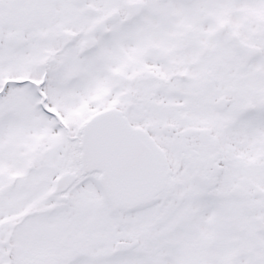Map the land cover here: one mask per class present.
<instances>
[{"label": "snow or ice", "instance_id": "1", "mask_svg": "<svg viewBox=\"0 0 264 264\" xmlns=\"http://www.w3.org/2000/svg\"><path fill=\"white\" fill-rule=\"evenodd\" d=\"M0 264H264V0H0Z\"/></svg>", "mask_w": 264, "mask_h": 264}]
</instances>
